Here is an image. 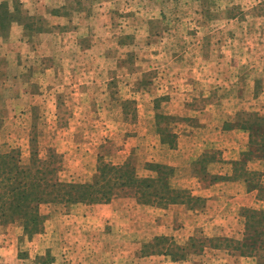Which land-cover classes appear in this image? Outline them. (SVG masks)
Masks as SVG:
<instances>
[{
	"label": "rangeland",
	"instance_id": "374dc122",
	"mask_svg": "<svg viewBox=\"0 0 264 264\" xmlns=\"http://www.w3.org/2000/svg\"><path fill=\"white\" fill-rule=\"evenodd\" d=\"M0 5L14 14L0 30V155L48 165L66 184L130 157L140 177L165 164L171 186L197 200L117 191L41 203V230L0 224V244L19 234L7 264H220L221 251L239 255L227 239L264 232V0ZM180 247L182 259L161 253Z\"/></svg>",
	"mask_w": 264,
	"mask_h": 264
},
{
	"label": "trees",
	"instance_id": "16d2710c",
	"mask_svg": "<svg viewBox=\"0 0 264 264\" xmlns=\"http://www.w3.org/2000/svg\"><path fill=\"white\" fill-rule=\"evenodd\" d=\"M1 5L0 30L2 31L9 26V21L14 18V14ZM247 115L255 117V114ZM259 119L260 123L264 121V118L260 117ZM245 127L250 129L253 125L245 124ZM259 130L264 132V129L259 128ZM163 141L166 139L163 138ZM261 147H264V143ZM206 155H203L202 161ZM146 165L156 171L155 177L138 176L136 166L130 157L122 165L102 163L98 167V174L91 183L66 184L57 179L52 181L54 174L48 165L42 164L38 167L33 163L25 166L21 165L17 155L11 153L0 155V224L20 220L27 232H35L41 230L46 218L45 215L39 213L38 208L41 203L53 201H65V203L108 202L117 191L131 192L145 203L164 205L166 203L197 201L185 190L171 186L173 167L160 163ZM101 178L105 180L103 184L100 183ZM251 212V216L247 214V231L253 218L258 216L256 211ZM260 222L259 220L258 223ZM213 241L211 239L212 246L219 247V244L212 243ZM227 242L225 247L234 254L252 256L256 258L257 264H264V232L252 234L246 232L242 240L227 239ZM184 250L185 247L177 248L176 251L167 248L161 253L168 254L172 259L178 260L184 258Z\"/></svg>",
	"mask_w": 264,
	"mask_h": 264
},
{
	"label": "crops",
	"instance_id": "0c3cea01",
	"mask_svg": "<svg viewBox=\"0 0 264 264\" xmlns=\"http://www.w3.org/2000/svg\"><path fill=\"white\" fill-rule=\"evenodd\" d=\"M13 27H14V25H13ZM111 204L112 203H107V204H101V205H95V206H99L98 209L102 208V210H106ZM105 214L110 216V215H112V212H108V213H105ZM225 225H226L227 229L231 230V233H234L232 231L233 227L231 229V225H233V224H229L228 225V223H226ZM235 227H236V225H235ZM18 235L19 234H17V236H15L14 238H8V236H5V237H7V240H6L5 244H0V263L2 262V264H7L8 261L11 259V257L13 258V256L8 257V255H6V253H9L10 251L12 252V246L13 245L10 244V241H13V242L14 241H18L19 240V236ZM228 235H231V234H228ZM222 252H223V254H222ZM221 256H223L224 258H223V262L222 263L218 262L220 264H257L256 258L251 257V256L231 255L229 253H224V251H221ZM150 257H153V256H150ZM143 258H146V257H142V259ZM164 264H180V263L177 262V261L176 262L167 261Z\"/></svg>",
	"mask_w": 264,
	"mask_h": 264
}]
</instances>
